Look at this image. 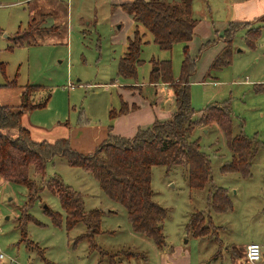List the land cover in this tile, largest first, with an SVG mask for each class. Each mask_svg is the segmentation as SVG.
Here are the masks:
<instances>
[{"label": "rangeland", "instance_id": "374dc122", "mask_svg": "<svg viewBox=\"0 0 264 264\" xmlns=\"http://www.w3.org/2000/svg\"><path fill=\"white\" fill-rule=\"evenodd\" d=\"M124 1L129 0H0V84L15 82L8 86L10 91L0 90V104L19 105L18 91L26 84L41 85L31 92L29 104L49 94L44 107L23 112L22 125L33 140L67 138L73 150L87 153L106 136L115 117L116 125L110 132L130 137L139 127L172 116L174 91L157 67L169 60L170 75L177 79L185 43L163 49L138 25L144 33L140 62L135 65L134 76L119 75V60L136 28L132 16L117 6ZM241 1L193 0L192 16L197 24L186 45L189 57L195 60V71L188 78L191 106L200 113L210 104H229L233 132L242 131L257 142L250 174L222 170L232 153L214 122L196 126L192 134L210 161L211 181L204 189L189 186L182 166L152 167L153 200L166 209L162 222L166 241L192 251H197L200 238L185 226L196 211L209 213L215 225L226 227L218 230L220 238L228 232L229 222L240 218L248 222L252 232L264 227V15L235 27L227 45L228 62L211 66L219 53L224 56L223 35L229 22L249 14L253 0L236 4ZM42 14L46 15L42 26L56 28L35 35L30 43H17L13 38L16 32H23L32 19L44 17ZM254 16L257 13L248 18ZM122 101L127 108H136L128 115L111 117V111H118ZM9 132L16 134V130ZM29 175L41 188L32 202L24 185L0 177V251L4 253L0 264H11L10 258L22 264H110L111 260L117 264H157L153 240L132 230L126 209L104 192L90 171L55 155L46 163L44 179L58 176L81 194L86 212H101L95 246L84 237L83 222L66 229L65 212L57 195L32 167ZM217 187L227 190L231 208L226 211H214L209 205V193ZM46 208L56 211L60 222H54ZM206 219L207 237L214 238L217 226L209 216ZM234 231H239L236 226ZM241 238L247 240V235ZM208 243L209 248L210 241L199 243L198 252L206 254ZM218 263L219 258L213 257L212 264Z\"/></svg>", "mask_w": 264, "mask_h": 264}, {"label": "trees", "instance_id": "16d2710c", "mask_svg": "<svg viewBox=\"0 0 264 264\" xmlns=\"http://www.w3.org/2000/svg\"><path fill=\"white\" fill-rule=\"evenodd\" d=\"M192 1L129 0L117 5L130 14L136 23L133 37L127 38L126 53L118 63L119 75L134 76L135 65L140 62L144 33L139 31L138 25L143 26L154 42L163 49H170L177 42L185 43L181 73L177 79L174 80L170 75L169 60L161 61L157 67L163 81L172 86L175 95L176 108L169 119H155L151 124L139 127L130 137L110 132L112 125H109L107 136L94 151L81 153L69 146L67 138H58L53 142L36 141L31 138L29 130L23 127V112L44 107L49 100L48 94L42 101L29 104L31 95L41 88V85L26 84L20 91L19 105L0 104V177L8 182L24 185L28 190V201L32 202L41 189L29 175V169L32 167L44 184L59 198L65 212L66 229L70 230L77 223L83 222L86 225L84 237L93 246L94 235L101 230V212L98 209L86 212L81 194L64 184L58 176L44 179L46 163L55 155L64 156L72 166L90 171L104 192L126 209L132 230L151 238L158 248L166 245L162 230L166 209L153 200L152 167H184L192 189H204L211 181L209 158L197 140L192 138L196 126L214 122L222 130L227 147L232 153L231 160L222 165L223 171L237 170L244 176L250 174L257 142L242 131L233 132L232 110L229 104H210L200 113L191 106L188 78L195 71V60L189 57L186 44L192 39L197 24V19L192 16ZM42 16L44 17L32 19L23 32L17 31L14 40L20 44L30 43L35 35L56 28L54 25L42 26L46 15ZM248 23L242 20L229 22L223 35L226 45L223 51L221 50V55L224 56L221 58L219 53L213 59L212 67L217 68L228 62L227 45L231 40L232 31L235 27ZM14 83L12 80L5 85L13 86ZM133 108L136 107H125V102L122 101L120 109L111 111L110 116L114 118ZM9 130H16V134H11ZM208 197L209 205L214 211H226L231 208L227 190L223 187L210 191ZM46 212L54 222H60V215L56 211L46 208ZM208 214L203 211L191 214L185 229L196 237L207 236ZM27 244L30 248L34 245L32 241ZM34 247L38 245L35 244ZM110 264L117 263L111 260Z\"/></svg>", "mask_w": 264, "mask_h": 264}, {"label": "crops", "instance_id": "0c3cea01", "mask_svg": "<svg viewBox=\"0 0 264 264\" xmlns=\"http://www.w3.org/2000/svg\"><path fill=\"white\" fill-rule=\"evenodd\" d=\"M244 1L245 0H242L241 2L236 3V4L240 6ZM233 6H234V9H237V6L235 5ZM254 9L256 11H254ZM247 11H249V14H252L255 12L257 13V16H254L249 19L248 18L249 14H248V15H245L244 17H237L236 20L251 22L253 18H258L259 16H263L264 15V0H253L250 8ZM0 90L10 91L11 88L6 86L5 84H0ZM20 91L21 89L18 91L19 97H20ZM129 113L130 112H127L123 115H128ZM115 118H118V117H115ZM115 118L113 120V125H112L113 129L115 128V125H116ZM93 151L94 150H88L87 153H91ZM262 199L264 200V196L262 197ZM209 219L211 220V217ZM229 225L230 227L227 226L228 232L222 238H220V232L218 230L219 229L225 230L226 227H223L221 225H215L217 226V231L215 234H213L214 238L207 237L208 234L207 236H197V237L195 236V238H200L199 243L201 244H204L205 242L207 243V241H210L211 243L210 245L212 246L208 248L209 246V243H208L204 247V249L206 250V254L198 252V248H200L199 243L196 244V247H195L197 251L196 250L192 251L191 249L186 248L180 243L175 244V243H168L166 241V245L163 248L157 247V250H158L157 251V256H158L157 264H212V259L215 256L219 258L218 264H264V231L261 232L264 227H262V229L259 231L253 230L252 232V229L250 228V225L248 224V222L243 221L241 218L238 219L237 221L236 220L230 221ZM235 226L238 228L239 231L237 232L234 231ZM242 227H245V228L242 229ZM245 235H247V240H242L241 237H244ZM201 238L205 239L206 241L201 240ZM251 242H256L261 247V257H260V260L257 261L256 263H247L245 259L246 246Z\"/></svg>", "mask_w": 264, "mask_h": 264}, {"label": "built area", "instance_id": "2783aa9c", "mask_svg": "<svg viewBox=\"0 0 264 264\" xmlns=\"http://www.w3.org/2000/svg\"><path fill=\"white\" fill-rule=\"evenodd\" d=\"M261 257V247L256 242H251L246 246L245 249V259L247 263H256ZM4 258V253L0 251V260ZM11 264H22L17 260L10 258Z\"/></svg>", "mask_w": 264, "mask_h": 264}]
</instances>
